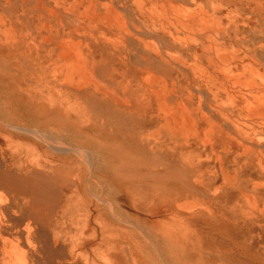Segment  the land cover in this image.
Instances as JSON below:
<instances>
[{
	"label": "bare ground",
	"instance_id": "1",
	"mask_svg": "<svg viewBox=\"0 0 264 264\" xmlns=\"http://www.w3.org/2000/svg\"><path fill=\"white\" fill-rule=\"evenodd\" d=\"M0 79L34 127L6 126L41 139L42 173L72 192L83 236L46 220L71 244L59 264H191L190 246L202 257L205 234L239 221L264 241V0H0ZM105 174L149 213L150 239L106 229ZM11 207L0 195V235ZM37 221L0 264H40Z\"/></svg>",
	"mask_w": 264,
	"mask_h": 264
},
{
	"label": "rangeland",
	"instance_id": "2",
	"mask_svg": "<svg viewBox=\"0 0 264 264\" xmlns=\"http://www.w3.org/2000/svg\"><path fill=\"white\" fill-rule=\"evenodd\" d=\"M3 85H8V84H3ZM10 87L11 89H13L12 86ZM11 89L5 86L0 88V98L4 102V104L2 105L0 104V111L2 112V113L0 112L2 114V116H0L1 117L0 120H2L0 121V164H2L0 166V195L7 196L8 202L12 206L11 208L13 209V211L11 212V216H12V221L10 224L11 226L3 234L0 235V259H5V257L7 256L5 250L10 251L12 243L16 244L17 242H22V243L27 242V231H25V226L27 225L28 218L30 217L31 214H38L44 220L43 222L37 221L35 223L36 228L34 230V237L37 242L40 264H59L60 263L59 261L68 259L70 255L71 244L66 243V246H64L62 240L60 241L57 239L55 242L53 227H55L57 221L56 220H53L52 222L46 221L47 217L49 218L52 217L53 215L55 216V218H57L58 215L60 217L63 216L64 218L61 217L58 219L61 220V222H63L64 219L65 222L64 224L67 225L70 236H76L77 234L76 237L78 238H81L83 236L81 235V230H77V228H81L82 225L78 223H73L71 220V216L68 213V210L72 209L74 204V200L70 198L72 192L69 190V188L65 189L62 186V184L60 188L55 189L54 183L55 182L57 183L60 180L57 178L49 179L48 176H45L42 173V168L39 166L38 162H36V160L39 157L43 159L44 156L52 153L51 150L48 148V146H46L41 139L35 137L31 132H28L30 130L28 131L22 129L17 130L13 128L16 132H18L16 133L11 131L13 130L12 128L6 126V123L10 124V121H15V123H23L25 128L34 127L32 124L33 123L32 115H30L29 112L24 109L23 104L19 100L14 99V97L16 96H14V93L10 91ZM6 99H9L11 101V105L9 107L5 105ZM28 120H30V122ZM2 125L5 126H3L2 128ZM23 133L28 135H25ZM66 139L63 140L64 141L63 143L66 142V145L71 146L73 141H70V139L66 141ZM64 155L67 156V154ZM3 161L5 163H3ZM102 168L103 165L101 163L99 162L96 163L94 167V169L96 170V171L94 170L96 177L100 174H103V172L101 171L103 170ZM107 180L108 182H110L108 183L107 190H104L103 192V191H99L100 189L98 190L97 188L98 194L101 195L106 192L104 195L105 196L108 195L111 204L108 214L110 217L114 216V218L111 219L109 216H107L105 220L106 229L112 231L121 230L127 233L128 231L130 232L133 230L132 232L138 237L140 236L138 232L141 231L142 234L146 236V238L150 239L151 232H149V230H144V229H148L146 227L150 226V221L153 220L151 216H149V213L136 207L131 196L118 190L114 185L115 182L113 181V178L109 176ZM36 185L38 187L37 191L35 189ZM109 185H111L110 188ZM59 186L60 185H56V187ZM93 187L95 188L96 191V187L95 186ZM86 191L87 189L85 188V186L81 184V189L79 192L80 196L85 197L89 203L92 202L91 204L93 208L95 207L97 208L96 205L97 203L95 198L92 197L93 196L92 192L89 190V192L87 191L88 193L87 194ZM116 195L118 196L116 197ZM115 203H117V205ZM99 214L100 213L98 212V209H95L94 216L99 217ZM116 215H118L119 217ZM126 215L127 217L129 216L128 217L129 219H127L126 217L127 220L125 219ZM124 219L126 222L124 221ZM93 222L94 224H91V226L96 229L93 238L95 240L96 233L98 232L97 238L100 242V233H101L100 231L103 226V217ZM129 223L131 225H128ZM135 224L137 226H135ZM139 226L141 227V229H138L140 228ZM251 229L252 227L249 224L239 221L236 224L225 225L224 228L221 229L219 228L215 230V232L214 230H212V233L205 234V239L204 237L202 239L204 243V248H202L204 253L202 254V257H200L199 249L197 246L195 247L197 249L193 248V246H190L191 249L190 263L191 264H228V263L236 264L238 261L239 262L238 264H264V241L258 237V233H254L253 234L255 236L254 239L258 241V243H260L261 245H259L258 247L253 246L252 245L253 235L251 234L252 232ZM136 232L138 235L136 234ZM37 238L40 239H38L37 241ZM221 240H223L224 242ZM211 244H213V246ZM223 244L224 246L222 247ZM53 246L55 247V249H52L54 248ZM161 248L162 247L158 245L155 247L154 252L158 258L164 257L163 256L164 251ZM228 250L229 253L227 254ZM236 250L238 254H236ZM219 256H220V260L218 258ZM221 257L222 258L224 257V259L226 258L227 262H225L226 260L222 261L224 259L221 260ZM49 258L51 260H49ZM199 258H201V262ZM230 260L232 261L230 262ZM77 264H82V263L77 262Z\"/></svg>",
	"mask_w": 264,
	"mask_h": 264
}]
</instances>
